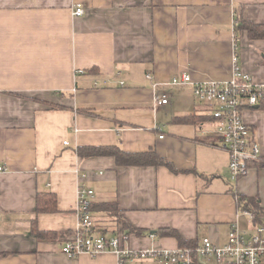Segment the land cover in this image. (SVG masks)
<instances>
[{"label": "crops", "instance_id": "crops-1", "mask_svg": "<svg viewBox=\"0 0 264 264\" xmlns=\"http://www.w3.org/2000/svg\"><path fill=\"white\" fill-rule=\"evenodd\" d=\"M77 2L85 15L72 14ZM242 20L264 24V0H0V264H117L113 253L71 257L61 250L78 227L81 179L96 205L116 200L122 219L145 230L128 234L127 247H182L164 229L221 246L235 223L252 230L237 194L258 197L264 207V164L231 179L228 151L201 132L205 119L174 120L204 116L193 85L168 84L183 72L195 82L231 79L235 45L240 69L264 84V38L237 30ZM161 91L166 105L154 103ZM244 118L264 162V107ZM110 145L155 151L174 169L77 151ZM39 193H54L58 210L37 213ZM93 214L100 232L122 231L114 217ZM34 222L58 235L38 238Z\"/></svg>", "mask_w": 264, "mask_h": 264}, {"label": "built area", "instance_id": "built-area-1", "mask_svg": "<svg viewBox=\"0 0 264 264\" xmlns=\"http://www.w3.org/2000/svg\"><path fill=\"white\" fill-rule=\"evenodd\" d=\"M85 13L86 8L82 3L73 5L72 14L75 17ZM236 26L238 23H235ZM237 60L235 45L234 73L229 80L195 82L190 73L183 72L173 76L168 83L173 86L193 85L194 98L205 105L206 118L202 122L201 132L213 136L228 151L230 176L233 180L248 174L252 164L262 158L261 145L252 127L245 121L244 113L248 109L264 107V84L256 83L249 73L241 70ZM147 78L152 79V73H148ZM154 86H158L157 83ZM169 102V95L165 91L154 97L156 105ZM4 170L0 165V171ZM81 180L78 190V227L65 239L61 249L68 256L113 253L117 264H134L141 259H160L171 264H201L200 257L210 259L213 256L217 264H264V225L256 223L250 231L241 229L235 223L228 243L223 246L204 237L196 247L161 250L127 247L124 241L128 235H108L99 231L91 209L95 191ZM245 212L254 220L255 214L252 211Z\"/></svg>", "mask_w": 264, "mask_h": 264}, {"label": "trees", "instance_id": "trees-1", "mask_svg": "<svg viewBox=\"0 0 264 264\" xmlns=\"http://www.w3.org/2000/svg\"><path fill=\"white\" fill-rule=\"evenodd\" d=\"M237 30H246L249 36L252 39H262L264 38V24L255 23L251 21H244L242 20L241 23L237 26ZM256 109V108H253ZM250 110V109H248ZM205 116H198V115H191V116H184V117H177L174 120L177 121H186L197 123L205 119ZM206 142V139L204 140ZM78 154L81 157H89V156H113L115 157L118 165H128V166H147V165H166L170 169H174L172 163H170L165 158H162L157 155L155 151H147L142 153H134V152H127L120 148L118 145H110V146H80L78 147ZM263 156V155H262ZM264 164V162H260V160L255 161L252 164V167L255 165ZM209 177V176H207ZM237 194V193H236ZM238 197V204L239 206L248 211H252L255 214L254 222L256 224H263L264 225V207L259 202L258 197H249L246 195L237 194ZM92 213L94 210H99L104 212L107 216L114 217L121 226V232L119 228H116V234H130L135 232L137 234L145 233V230L138 229L133 227L128 222H126L122 217L119 215V208L118 203L116 200L109 201V202H102L98 205L95 204V201L92 203L91 206ZM58 210L57 198L54 193H39L37 196V208L36 212H56ZM93 217L95 218L94 214ZM33 234H35L38 238L44 239L46 236L53 235L54 237L58 235L56 232L52 231H44L40 230L36 223L34 222L33 226ZM162 235H172L175 236L182 247H196L199 245L196 241H186L176 230L173 229H164L159 230Z\"/></svg>", "mask_w": 264, "mask_h": 264}, {"label": "rangeland", "instance_id": "rangeland-1", "mask_svg": "<svg viewBox=\"0 0 264 264\" xmlns=\"http://www.w3.org/2000/svg\"><path fill=\"white\" fill-rule=\"evenodd\" d=\"M243 226H248V219L242 218ZM199 262L202 264H217L216 258L213 256L210 259L205 257H200Z\"/></svg>", "mask_w": 264, "mask_h": 264}]
</instances>
